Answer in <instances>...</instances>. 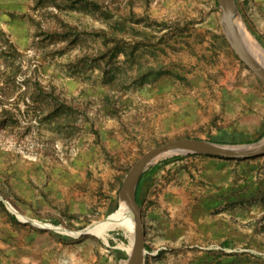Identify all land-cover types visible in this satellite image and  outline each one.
Listing matches in <instances>:
<instances>
[{
	"label": "rangeland",
	"instance_id": "obj_1",
	"mask_svg": "<svg viewBox=\"0 0 264 264\" xmlns=\"http://www.w3.org/2000/svg\"><path fill=\"white\" fill-rule=\"evenodd\" d=\"M236 4L264 49V0ZM182 138L264 139L217 0H0V264H127L124 180ZM137 194L146 264H264V156L162 157Z\"/></svg>",
	"mask_w": 264,
	"mask_h": 264
},
{
	"label": "water",
	"instance_id": "obj_2",
	"mask_svg": "<svg viewBox=\"0 0 264 264\" xmlns=\"http://www.w3.org/2000/svg\"><path fill=\"white\" fill-rule=\"evenodd\" d=\"M221 8V25L225 35L242 61L264 85V68L246 47L233 21L238 12L236 0H217ZM175 154H197L228 160H249L264 156V139L249 144H223L200 138H182L158 146L139 160L126 176L119 194L120 204L127 207L135 219V240L127 264H146V240L142 209L137 200L138 185L146 169L162 157Z\"/></svg>",
	"mask_w": 264,
	"mask_h": 264
},
{
	"label": "bare ground",
	"instance_id": "obj_3",
	"mask_svg": "<svg viewBox=\"0 0 264 264\" xmlns=\"http://www.w3.org/2000/svg\"><path fill=\"white\" fill-rule=\"evenodd\" d=\"M233 21L236 27L239 29L246 47L249 49V51L254 55V57L259 61V63L264 68V49L256 41V39H254V37L250 34L239 12H236V14H234ZM114 222H116L117 224H119V226H122L127 230L128 229L131 230L133 232V242H134L135 227L133 224L132 214H130L129 211L123 210L122 213L119 215V217L114 220ZM102 229L104 230V228H101L100 230ZM130 251H132V248L130 249Z\"/></svg>",
	"mask_w": 264,
	"mask_h": 264
},
{
	"label": "trees",
	"instance_id": "obj_4",
	"mask_svg": "<svg viewBox=\"0 0 264 264\" xmlns=\"http://www.w3.org/2000/svg\"><path fill=\"white\" fill-rule=\"evenodd\" d=\"M137 200H138V202L140 203L138 194H137Z\"/></svg>",
	"mask_w": 264,
	"mask_h": 264
}]
</instances>
